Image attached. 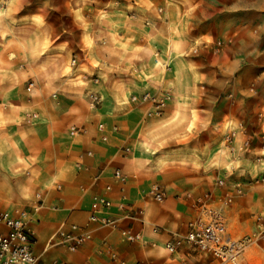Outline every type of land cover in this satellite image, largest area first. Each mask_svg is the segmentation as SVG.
<instances>
[{
  "label": "crops",
  "instance_id": "0c3cea01",
  "mask_svg": "<svg viewBox=\"0 0 264 264\" xmlns=\"http://www.w3.org/2000/svg\"><path fill=\"white\" fill-rule=\"evenodd\" d=\"M95 2L92 7L97 13H106L110 3ZM120 6L116 2V7ZM130 6L138 10L134 15L112 17L117 48L122 40L134 37L139 46L129 47L143 48L137 57L144 58L151 55L146 36H153L159 41L157 57L164 63L161 72L154 70L159 60L153 58L144 61L148 74L137 61L106 63L101 52L112 48L105 39L108 40L113 29L104 26L111 20L107 14L101 17L102 21L98 17V23L103 26L97 24L96 36L105 39L96 46L100 51L96 66L70 65V78H76L81 68L100 78L97 84L84 74L79 76L81 87H69L63 72L68 57L76 55L74 46L62 33H50L48 37L38 33L34 54L50 44L49 55L60 58L57 65H53L49 77L41 73L32 79L28 92L35 93L34 96L0 95V213L28 212L32 250L42 264H117L110 259V253L127 264H180L184 256H171L162 246L170 234L185 233L186 224L193 216V199L210 191L215 200H220L236 182L242 183L243 196L224 211L230 237L239 240L250 236L256 231L257 217L264 218V186L247 183L249 177L264 175V8L255 13L246 12V24L239 36V58L230 51L220 55L227 73L233 70L237 73V78L226 83L225 88L233 93L239 90L240 98L231 96L225 101L224 112L218 114L216 97L211 95L216 93L217 85L210 74L215 75L211 66L216 63V56L205 48L200 57L191 60L188 52L181 54L183 50L178 52L173 47L168 18L151 17L146 5ZM25 8L23 2L16 3L17 18ZM4 12L0 6L2 24L8 22L2 21ZM25 15L38 14L32 11L22 17ZM49 18V24L56 23L52 14ZM0 41L4 46L3 41L7 42L8 37L2 36ZM77 55L84 61L91 57L85 49ZM121 71L128 74L122 77ZM46 83L55 99L44 94ZM0 86L6 87V83ZM158 90L170 91L172 100L161 119H144L145 107L130 103L129 98ZM90 92L97 93L101 100L96 111L88 107L86 95ZM253 121H257L256 127ZM98 124L104 125L102 132L98 131ZM71 127L81 133L70 135ZM230 132L235 137L229 149L223 136ZM246 142L247 148L243 147ZM123 146L130 149L127 156L118 152ZM115 170L126 177L123 186L113 179ZM217 179H223L227 186L216 188ZM155 185L166 192L162 204L146 197ZM106 186L111 187L106 195L112 202L109 215L120 219L117 205L124 197L128 205L143 210L144 225L140 221L120 220L117 229H94L92 239L72 254L62 247L48 248V240L62 223L86 225L92 197L105 195ZM153 226L161 229L158 236L151 234ZM126 228L142 233L148 245L124 243L119 230ZM3 232L0 226V233ZM151 243L157 247L152 248ZM256 247V251L249 250L244 264H264V243ZM197 260L195 257L190 263Z\"/></svg>",
  "mask_w": 264,
  "mask_h": 264
},
{
  "label": "rangeland",
  "instance_id": "374dc122",
  "mask_svg": "<svg viewBox=\"0 0 264 264\" xmlns=\"http://www.w3.org/2000/svg\"><path fill=\"white\" fill-rule=\"evenodd\" d=\"M18 1L26 5V10L22 11L17 18L14 10ZM107 1L110 4L106 6V13L101 11V14H98L96 9L92 7V3H96L95 0H0V6L5 10L2 21L8 20L7 23H0V31L2 32L0 38L2 36L8 37L7 42L3 41L5 43L4 46H2V42L0 41V84L6 83V87L0 86V95L34 96L35 93L28 92V88L35 75L40 76L42 73L43 76L49 77L51 74V68L60 58L56 59V57L49 55L51 51L50 44L45 45L42 52L34 54L33 48L37 46L36 35L38 33H43L46 37L50 33H54V35L56 32L62 33L67 35L68 40L74 46L72 50L74 51L73 54L76 55L75 57L71 55L68 57L66 70L63 72V79L66 80L65 83L69 87H81L83 84L79 76L84 74L89 78L100 80V78L89 73L87 70H83V72L81 68H78L80 72L76 75V78H74L75 76L70 78L71 62L75 61L78 67L84 64L95 67L97 53H100L96 46L104 42L105 39L97 38L96 36L97 24L100 28L103 26L100 22L98 23V17L102 21L101 17H106L107 14H110V23L108 22L104 26L113 28L114 25L111 21L114 20L112 17L125 18L126 16L134 15L138 10H133L130 5L138 3L147 6L148 14L151 17L155 19L163 17L171 21L169 33L172 39L170 41L173 42V47L178 52L180 50H183L181 54L188 52V57L192 60L200 57L204 49L207 48L212 56H216V63L211 66V70H215V75L213 72L210 74L211 77H215V81L213 82L217 85L216 93L213 94L212 92L211 95L216 97L218 114L224 112L225 101L229 100L231 96L240 98L239 90L236 93L234 92V94L230 89L225 88L226 83H229L233 78H237V73L234 70L230 74L227 73L224 58H221L220 55L225 51H230L234 54L235 58H239V36L246 24L244 16H246L248 10H252L255 13L257 10L264 8V0H151L152 3L149 0ZM86 2L87 4L82 6ZM116 2H120L121 6L117 8ZM63 5H67V8ZM258 5L261 8H257ZM32 11L37 12L38 15L34 17L25 15V17H22L23 14ZM50 14H52L53 20L56 23L49 24ZM1 27L3 28L2 30ZM113 31L114 28L110 31L108 40L105 39L106 45L112 48H110V51L107 50L108 52H101V55H105L106 63L120 62L130 64L133 61H137L143 64V69L148 74L144 61H147L146 59L152 61L153 58L154 61L155 59L159 60L156 66L152 65L154 70H158V72L162 71L164 63L156 54L157 52L160 53L156 49L159 43L157 39L150 35L146 36L148 42L146 45L150 49L151 55L147 54V56L145 55L146 57L138 59L137 55L143 53V48L129 47L133 44L139 46L138 41L134 40V37H131L132 40H129L128 37L122 40V45L118 44L119 48H117L115 42L118 39H116L117 37ZM66 49L72 52L71 48ZM81 49L88 50L91 54V57H88L87 61H84L83 57L77 55ZM6 51H8L7 55H5ZM17 53H20V55H17ZM120 74L122 77H125L128 72L121 71ZM22 85H25L23 92L21 90ZM42 90L45 95H52L51 88L47 83ZM253 90L254 94L252 95L255 97L257 92L255 88ZM217 122L221 123L222 121L218 120ZM253 124L256 127L257 121H253ZM218 127H221V125H218ZM225 135L227 134H224L223 142ZM254 166L253 170L256 171V163H254ZM248 179L247 183L252 186H264V175H256ZM262 243H264V240L256 245ZM256 245H252L247 253L249 250H258Z\"/></svg>",
  "mask_w": 264,
  "mask_h": 264
},
{
  "label": "built area",
  "instance_id": "2783aa9c",
  "mask_svg": "<svg viewBox=\"0 0 264 264\" xmlns=\"http://www.w3.org/2000/svg\"><path fill=\"white\" fill-rule=\"evenodd\" d=\"M71 66H75V61L71 62ZM92 82L97 84L99 81L92 79ZM52 98L55 99L56 95H52ZM86 99L90 110L96 111L100 106L101 100L97 93L90 92ZM171 100L172 94L167 90H158L155 93H145L130 98L131 103L145 107L144 119H161ZM97 129L102 132L104 125L98 124ZM80 133L81 130L75 127L70 128V135L75 136ZM234 137L233 132L224 137V144L229 149ZM102 141H106V138L102 137ZM243 147L247 148L248 143H244ZM118 152L122 156H127L130 149L123 146L118 149ZM112 177L122 186L126 183V177L119 170H115ZM94 181L97 182L98 177H95ZM214 186L223 188L227 185L223 179H217ZM229 187L230 189L220 200H215L210 191L194 198L192 202L193 216L186 224L185 233L170 234L169 239L164 242L162 247L166 253L171 256H184L180 264H191L190 260L195 257L198 260L194 264H244L248 249L264 240V219L260 216L256 219V231L250 236L234 240L228 234L224 211L234 203L236 198L243 196L241 183H232ZM110 192L111 187L106 186L104 188L105 195L92 197L91 211L85 226L75 224L68 226L62 223L48 240L47 247H62L67 253L72 254L92 239L94 229H117L120 220L140 221L144 225L143 210L128 205L124 197L117 205V209L121 213L120 219L112 218L109 215L112 202L106 197ZM146 197L156 204H162L166 198V192L155 185L151 187ZM37 199L40 200L39 195H37ZM40 205L36 207V210ZM29 221V214L25 210H18L15 213H0V226L5 230L0 233V264H42L32 250ZM161 232L160 228L151 227L152 235L158 236ZM119 237L129 245H148L142 233L134 232L130 228L120 229ZM150 246L155 248L157 244L151 243ZM110 259L117 264H127L119 260L115 253H110Z\"/></svg>",
  "mask_w": 264,
  "mask_h": 264
}]
</instances>
